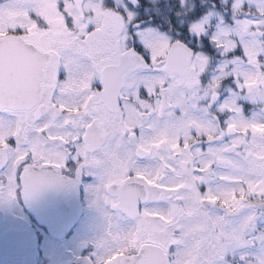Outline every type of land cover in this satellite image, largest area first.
<instances>
[{
	"label": "snow or ice",
	"instance_id": "6c2138e0",
	"mask_svg": "<svg viewBox=\"0 0 264 264\" xmlns=\"http://www.w3.org/2000/svg\"><path fill=\"white\" fill-rule=\"evenodd\" d=\"M85 176L86 264H264V0H0V196Z\"/></svg>",
	"mask_w": 264,
	"mask_h": 264
},
{
	"label": "flooded vegetation",
	"instance_id": "af4514ba",
	"mask_svg": "<svg viewBox=\"0 0 264 264\" xmlns=\"http://www.w3.org/2000/svg\"><path fill=\"white\" fill-rule=\"evenodd\" d=\"M94 182L85 176L76 185L47 186L27 200L22 195L16 200L0 196V224L9 219L23 223V229L0 233V264H86L98 235L82 236L85 220L98 211L89 192Z\"/></svg>",
	"mask_w": 264,
	"mask_h": 264
},
{
	"label": "rangeland",
	"instance_id": "374dc122",
	"mask_svg": "<svg viewBox=\"0 0 264 264\" xmlns=\"http://www.w3.org/2000/svg\"><path fill=\"white\" fill-rule=\"evenodd\" d=\"M2 206L5 207L7 205L4 206V204H3ZM8 210H10V208ZM92 214L93 215L90 218L86 219L84 224H83L84 225V231L82 232V236L84 238L91 237V235H93V233H95L96 231L98 232V234L100 232V229H101V226H102V223H103L101 214H100L99 211H95ZM9 228H13L15 230L18 229V228H22L23 229V223L19 222L16 219H9L6 222L4 221L3 223L0 224V233H4V232L7 233ZM77 233H78V231H77ZM77 236L80 237V239H81V235L80 234L77 235ZM0 241H2V240H0ZM4 246L9 247L10 245L7 244V245H4ZM15 246H19V245L16 244ZM24 254L27 256V251H25ZM29 260H30V258H29ZM13 263H15V262H13ZM22 264H26L25 261H23Z\"/></svg>",
	"mask_w": 264,
	"mask_h": 264
}]
</instances>
